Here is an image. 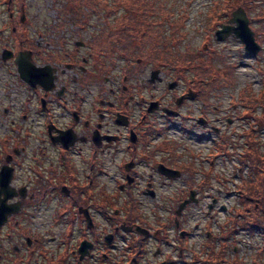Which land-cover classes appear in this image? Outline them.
Masks as SVG:
<instances>
[{
  "label": "flooded vegetation",
  "instance_id": "1",
  "mask_svg": "<svg viewBox=\"0 0 264 264\" xmlns=\"http://www.w3.org/2000/svg\"><path fill=\"white\" fill-rule=\"evenodd\" d=\"M29 5L0 0V172L13 169L10 190L20 207L0 227V264H14L11 256L18 264L51 261L43 237L22 236L48 211L64 219L66 241L104 247V261L120 251L130 264H177L188 250L197 258L220 242L215 239L230 237L228 224L218 234L213 227L214 159L206 157L209 168L200 169L202 154L183 144V134L199 125L207 137L195 138L215 144V110L198 88L203 81L167 83L153 72L147 80L135 78L133 47L104 46L99 37L106 31L87 30L91 18L75 31H43ZM48 71L51 82L37 80ZM157 83L176 93L160 92ZM182 148L195 162L183 161ZM194 209L201 211L197 221ZM120 240L126 247L119 248Z\"/></svg>",
  "mask_w": 264,
  "mask_h": 264
},
{
  "label": "rangeland",
  "instance_id": "2",
  "mask_svg": "<svg viewBox=\"0 0 264 264\" xmlns=\"http://www.w3.org/2000/svg\"><path fill=\"white\" fill-rule=\"evenodd\" d=\"M29 1L31 5H29L28 8L31 9L30 13L33 15L34 19L37 20L39 30H56L60 33L63 31L67 33L78 29L79 24L71 21L70 15L61 16L59 13L60 9L64 8L63 6H68L64 1L58 4L55 3V0ZM168 1L175 2L173 4L174 6L172 4L170 5L175 8L177 18H181L183 13L188 14V19L184 28V31L187 33V37L178 47L172 46L169 48L168 61L167 59H162L157 62H151L145 60L138 54H132L133 64L130 67L132 69L131 74H133L135 78H145V80H147L153 74L155 77L164 79V82L167 83L179 78L198 79V75H202V77L199 79H202L203 81L201 86L202 92L208 97L206 103L210 105L211 109L209 110H215V112L213 111L210 115V119H214V125L216 127L211 140V142H215V144L207 143L204 139L201 140L195 138L196 136L207 137V131L201 125H199L198 128L194 130L192 135H188L187 133L183 134V137H185L183 144L187 145V147L192 151H195L197 155L199 153L202 154V159L199 163V165H201L200 169L209 168L208 161H205L206 157H208L206 158L208 160L211 158L214 159L215 184H212L214 187H211L212 190H214V198L219 201L215 205L213 227L216 234H218V227L222 226L223 224H228V226H231L228 223L230 220L228 217L237 218L238 212H236V210L242 208L239 202L240 188L241 185L244 184V181L248 180V178L252 175L251 160L247 158L246 154L247 150L249 149L247 140L249 138L248 134L251 132V129L255 131L253 134L256 136L258 148L264 151V121L262 120L263 108L260 105L261 103H257L258 106L253 118L248 116L249 109L245 106L248 102L255 101L257 100V97H260V93L264 86V75L262 74V71H264V21H261V18H259V14L262 11L264 12V0L258 1V10L253 11L250 16V27L254 32L255 40L262 47V50L256 56L247 54L244 50V44L239 39L234 37V35L226 37L223 41H218L216 39L215 33L217 30L221 29V24L229 25V20L232 18L231 16V18L228 21L226 20V22L222 21L220 23L214 24L211 22L209 13L215 7V3L222 0ZM84 17L91 18V25L87 27V30H90L91 32H95L94 30L98 29L103 30V27H105L104 21L99 15L95 13L87 14ZM60 33L57 35H60ZM207 33L211 34L210 38L206 37ZM114 37L116 36L114 35ZM83 38L85 40L87 37ZM100 38L103 40V43H101L104 46L110 47V44L112 43L110 42L111 37L109 35L101 36L99 39ZM116 40L117 39H114V42H116ZM207 43L210 44V48L212 45L216 52L212 53V51H207L210 50ZM129 45L133 47V49L136 48L135 42L132 40H130ZM122 46H124V42ZM133 51L135 52V50ZM175 56H184L188 60L192 59L194 56L196 57V61L191 67V70L184 72L182 66L171 61V59ZM206 65L210 66L209 68L212 69H209L206 67ZM231 65L236 67L235 71L232 73L234 78V81L232 82L228 77L230 75L229 69ZM180 73H184V76H182L183 74ZM215 73H217L219 76L221 75V77L212 83L210 79ZM164 86L165 84L162 85L157 83V89H160V92H163L164 89L167 88ZM201 87L198 86L200 89ZM167 90L169 89L167 88ZM169 92L176 93V91L173 90H169ZM151 93L156 92L152 91ZM197 116L198 115H195L189 122L187 121V124L192 122ZM9 121H13V118H10ZM175 121L176 120L174 119L172 122ZM183 144L182 146L184 147ZM209 145L211 146V149H209ZM181 150L184 151L182 156L185 163L191 164L195 162L196 159H194L192 154H189L188 151H185L183 148ZM191 174L194 175L193 172ZM23 176L24 173L19 174L18 178L21 179ZM217 190L224 192L218 196L217 194L219 193ZM13 200L14 199L9 200L7 204H16L13 202ZM211 200V198L205 199L201 205L204 207L208 202L211 203ZM231 208H233L232 212L229 211ZM19 211L14 214V216L17 215ZM49 212L50 211H48V213L43 212V215L37 224L38 227L35 231H32L31 229H24L27 231V234L22 233L23 237L26 235L37 238L43 237L47 241L50 252L52 253L53 257L51 261H48V263L44 262L42 258H39L38 261L36 259L34 264H62L63 255H67L64 254L63 251L66 234V224L64 219H59L56 212ZM194 213L197 217L195 221H197L200 219L201 211L194 209ZM202 221V219L199 221L200 225L202 224ZM23 223L25 225L26 223L29 224L28 221H24ZM103 223L105 224L106 222L104 221ZM193 223H195L194 220H191L190 225H193ZM104 230L107 232L105 234L103 233V236H109L108 233H110V229L107 226H104ZM232 233L233 235L228 238L215 239L219 240L220 242L215 243L216 248L214 255L217 254L220 251V247L224 245L227 247L225 254L226 261L228 260L230 263L234 264L238 257L242 264H258L259 260L257 257V249L259 250V248L262 247L264 231L261 230L256 232V234L251 235L237 227ZM5 235L6 234H2L1 237L4 238ZM12 236L18 237L16 234H12ZM75 241H77V239L74 237V241L72 243L73 245ZM80 246L81 244H78L75 247V249L78 250L76 260L79 262V264L131 263H128L129 261L126 260H121L125 256L120 254V251L117 253V258H114V260L104 261L101 259L100 254L102 251L105 253L107 250L100 246V244L91 245V247L88 248V252L81 259ZM119 246V248L126 247L124 241L121 240ZM193 247L195 248V246ZM201 248L203 247L201 246ZM27 251L28 252H24L23 255L30 252V250ZM6 253L10 256V253H13V251H6ZM94 253L95 259L90 260V257L88 256ZM70 254L71 250L68 255L70 256ZM208 254H212L211 250L206 252V249H203V252L200 254V262L194 263L196 257L191 258L190 251L188 250L185 253V257L177 264H210V261L208 260L210 256ZM14 260V264H18L20 262L19 259H15L14 256H11V261ZM71 261V264H78V262H75L72 259ZM0 262H2V260H0ZM67 264H70V258L68 259ZM136 264L146 263L137 262ZM147 264L150 263L147 262ZM172 264L176 263L172 262Z\"/></svg>",
  "mask_w": 264,
  "mask_h": 264
},
{
  "label": "trees",
  "instance_id": "3",
  "mask_svg": "<svg viewBox=\"0 0 264 264\" xmlns=\"http://www.w3.org/2000/svg\"><path fill=\"white\" fill-rule=\"evenodd\" d=\"M65 2L67 7L60 9L61 16L70 15L71 21L80 24L85 19V15L95 13L104 21L103 31L111 37L110 47L123 45L128 47L130 40L135 42V54L140 55L147 61L157 62L159 60H169V48L178 47L187 37L184 31L188 14L183 13L181 18H177L173 4L168 0H55V3ZM259 0H222L215 3V7L210 11L211 22L220 23L228 21L232 13L238 8L244 9L247 16L250 17L253 11L258 10ZM221 2V3H220ZM172 4L173 6H171ZM261 21H264V12L260 14ZM168 33V34H167ZM114 35L116 37H114ZM207 33L206 37L210 38ZM125 38V39H122ZM114 39H117L114 42ZM169 40V41H167ZM167 41V42H166ZM208 47L210 48V44ZM163 46V47H162ZM216 52L215 50L212 53ZM175 64L182 66L184 72L191 70L196 57L188 60L184 56H175L171 59ZM207 66V65H206ZM210 67V66H209ZM235 66L230 67V81H234L233 72ZM212 69V68H209ZM182 76H184V73ZM264 75V71H262ZM202 77L201 74L198 75ZM221 77L217 73L211 76L215 81ZM198 78V79H199ZM200 81L202 79H199ZM200 82H198V85ZM202 85H199L201 87ZM202 88V87H201ZM243 97V95H242ZM255 97V96H254ZM257 103L263 108L264 121V86L257 100L248 102L245 106L249 110L248 116L253 118L256 113ZM255 131L251 129L248 134L249 149L247 158L251 160L252 175L241 185L239 202L241 209H237V218L231 217L229 224L231 233L238 227L251 235L261 230L264 231V151L258 148V142ZM233 225V227H232ZM261 229V230H260ZM233 235V233L231 234ZM264 238V235H263ZM216 244L211 247V253L208 254L210 264H232L226 261L225 254L227 247L222 245L220 251L214 255ZM258 251V264H264V239L262 247ZM200 256H197L194 263L200 262ZM234 264H242L238 257Z\"/></svg>",
  "mask_w": 264,
  "mask_h": 264
},
{
  "label": "water",
  "instance_id": "4",
  "mask_svg": "<svg viewBox=\"0 0 264 264\" xmlns=\"http://www.w3.org/2000/svg\"><path fill=\"white\" fill-rule=\"evenodd\" d=\"M229 23V25H222L221 29L216 31V39L218 41H223L226 37L234 35V37L244 44V50L247 54L256 56L262 48L255 40L254 32L250 28V21L244 9L238 8L234 11ZM45 77L46 79L38 77L37 80L44 84L51 82L52 77L49 71L45 74ZM23 79L29 84L32 82L31 79L25 78L24 76ZM12 173L13 169L9 167H4L0 173V227L8 221L9 217L14 216L20 209L18 204H7L9 200L14 198V193L10 190ZM185 205L186 203L183 204V206ZM90 247L91 245L87 242L81 243V259L88 252V248Z\"/></svg>",
  "mask_w": 264,
  "mask_h": 264
},
{
  "label": "built area",
  "instance_id": "5",
  "mask_svg": "<svg viewBox=\"0 0 264 264\" xmlns=\"http://www.w3.org/2000/svg\"><path fill=\"white\" fill-rule=\"evenodd\" d=\"M73 241H74V237L71 239V240H69V241H66L65 240V244H64V254H67V255H63V259H62V264H64V263H68V259L70 258V264L72 263V261H71V259L72 260H74L75 262H78L77 260H76V257H77V255H78V253L76 254V255H71L70 254V256L68 255L69 254V252H70V250L72 251V250H74V248H75V244H76V241L74 242V245L72 244L73 243ZM72 245H73V247H72ZM71 247H72V249H71ZM88 257H90V260L91 259H95V253L94 254H92L91 256H88ZM78 264H79V262H78Z\"/></svg>",
  "mask_w": 264,
  "mask_h": 264
}]
</instances>
